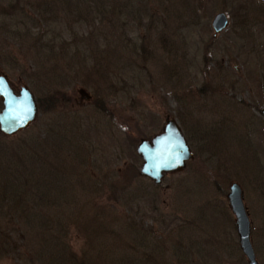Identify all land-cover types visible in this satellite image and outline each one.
Masks as SVG:
<instances>
[{
  "label": "rangeland",
  "instance_id": "rangeland-1",
  "mask_svg": "<svg viewBox=\"0 0 264 264\" xmlns=\"http://www.w3.org/2000/svg\"><path fill=\"white\" fill-rule=\"evenodd\" d=\"M24 1L14 13L15 0H0V72L14 92L25 85L42 104L57 102L52 110L37 105L27 128L0 140L13 144L74 116L87 135L83 176L107 173L125 191L117 198L108 186L77 187L81 215L60 197L46 212L47 229L63 227L85 264L105 262L110 249L143 255L124 230L130 221L161 237L163 264H246L225 197L235 182L264 264V0ZM217 12L228 22L213 36ZM166 118L192 157L155 185L139 176L135 146ZM0 231V264H41L34 242L22 241L34 233L22 220L1 219Z\"/></svg>",
  "mask_w": 264,
  "mask_h": 264
},
{
  "label": "trees",
  "instance_id": "trees-1",
  "mask_svg": "<svg viewBox=\"0 0 264 264\" xmlns=\"http://www.w3.org/2000/svg\"><path fill=\"white\" fill-rule=\"evenodd\" d=\"M15 1L16 3L10 9L14 10V13H22L25 1ZM18 2H21V6L17 4ZM46 9L44 6L42 11H45L42 14L45 12L47 14ZM48 100L50 102L46 101L42 104L36 99L41 110L55 108L57 101L53 98ZM98 109L105 110L103 105H99ZM40 135L28 134L13 144L0 140V221L6 217L16 221L22 220L29 233L34 231L29 238L25 236L26 239L22 241L31 239L32 243L34 242L37 248L35 252L38 253L36 258L41 264H85L83 259L75 256L70 250L66 242L67 238L62 235L63 227L55 232L47 229L50 219L46 216V212L52 205H60L61 200H58L63 197L68 203L65 207L69 209L68 213L79 217L81 214L78 210L81 208H78L79 202L73 195L77 187L81 191L88 190L93 193L108 186L117 198H120L119 195L125 191H122V186H119L117 180H111V176L107 173H102V177L100 176L97 181L91 175L83 176L81 163L85 161L86 152H88L84 142L87 135L84 134L76 117L71 116L70 120L62 122L50 120L44 125ZM80 136H82L81 140ZM74 174L81 178H75V183L69 179ZM50 176H56V178L51 180ZM124 230L127 237L132 236L134 248L143 255H119L121 251L116 253L114 249H110L108 251L112 253L107 256L105 262L94 260L92 264L165 263L163 251L165 252L166 248L160 236L152 238L147 229H137L131 221L127 223ZM4 232L7 233V230L4 229ZM0 239L5 240V235L1 231ZM195 244L197 245L196 242ZM170 251L178 254V250L171 248ZM201 258L205 262L204 257Z\"/></svg>",
  "mask_w": 264,
  "mask_h": 264
},
{
  "label": "water",
  "instance_id": "water-1",
  "mask_svg": "<svg viewBox=\"0 0 264 264\" xmlns=\"http://www.w3.org/2000/svg\"><path fill=\"white\" fill-rule=\"evenodd\" d=\"M227 22L225 13H215L210 20L212 35L216 36L222 31ZM261 98L260 114L264 118V84L261 85ZM37 110L35 97L29 88L20 85L14 92L5 75L0 72V133L10 136L27 128L34 121ZM135 153L140 159L139 176L154 184H159L166 173L183 170L186 161L192 157L184 135L173 118H166L159 132L149 138H140ZM225 197L233 216L239 251L246 264H258L249 239L250 223L239 185L231 182Z\"/></svg>",
  "mask_w": 264,
  "mask_h": 264
},
{
  "label": "flooded vegetation",
  "instance_id": "flooded-vegetation-1",
  "mask_svg": "<svg viewBox=\"0 0 264 264\" xmlns=\"http://www.w3.org/2000/svg\"><path fill=\"white\" fill-rule=\"evenodd\" d=\"M82 96H84V94H83ZM88 97H89V96H88V95H86V97H85V98H87V99H88Z\"/></svg>",
  "mask_w": 264,
  "mask_h": 264
}]
</instances>
